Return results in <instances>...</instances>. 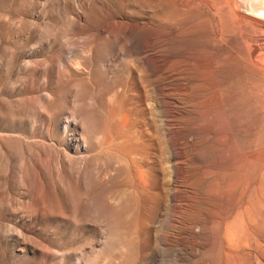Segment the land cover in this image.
<instances>
[{"label": "rangeland", "instance_id": "obj_1", "mask_svg": "<svg viewBox=\"0 0 264 264\" xmlns=\"http://www.w3.org/2000/svg\"><path fill=\"white\" fill-rule=\"evenodd\" d=\"M175 1L0 0V264H135L157 249L152 264H216L233 242L251 256L232 264H264V19L242 0ZM86 46L117 80L88 97L87 121L71 99L47 129L45 94L90 83ZM99 189L124 206L133 253L107 234Z\"/></svg>", "mask_w": 264, "mask_h": 264}, {"label": "bare ground", "instance_id": "obj_2", "mask_svg": "<svg viewBox=\"0 0 264 264\" xmlns=\"http://www.w3.org/2000/svg\"><path fill=\"white\" fill-rule=\"evenodd\" d=\"M175 1V0H174ZM179 1V0H178ZM177 1V4L179 3ZM184 1V0H183ZM182 1V2H183ZM193 2H196V1H200V2H204V1H207V0H192ZM172 2H173V0H172ZM176 2V1H175ZM159 3V2H158ZM189 3H191V2H188V4ZM213 3V2H212ZM177 4H175L176 6H178V7H176V8H178V11L180 10V6H183L184 5V2H183V5H177ZM219 6V9H224V8H230L231 9V7H232V5L235 7V8H239V4H238V2L236 1V0H223V1H220V3H217ZM168 5H169V3H168ZM167 5V6H168ZM241 5L242 6H245V10H246V12L247 13H250V14H253L254 16H258V17H260L261 19H264V0H242V3H241ZM170 7H171V5H169ZM186 6V5H185ZM207 6V5H206ZM183 8H184V6H183ZM188 8V7H187ZM171 9H172V7H171ZM181 9H182V7H181ZM200 9V8H199ZM177 10V9H176ZM175 10V11H176ZM202 10V9H201ZM225 10V9H224ZM228 10V9H227ZM222 11V10H221ZM226 11V10H225ZM202 12H203V10H202ZM181 13H184V10H183V12H181ZM219 13H221V12H219ZM223 13V12H222ZM179 14V13H178ZM212 14V13H211ZM210 14V15H211ZM207 15V14H206ZM225 15H227V16H230V14L228 15V14H225ZM233 16H234V14H232ZM203 16H205V15H203ZM222 16V15H221ZM224 16V15H223ZM242 16V15H241ZM161 17V16H160ZM226 17V16H225ZM235 17V16H234ZM193 18V17H192ZM201 18V17H200ZM227 18V17H226ZM231 18V17H230ZM229 18V19H230ZM239 18H240V16H239ZM188 19V18H187ZM186 19V20H187ZM225 19V18H224ZM201 20V19H200ZM202 22H203V20H202ZM227 22V21H226ZM202 24V23H201ZM206 24V23H205ZM202 27V26H201ZM210 28V27H209ZM212 28V27H211ZM182 29V28H181ZM191 30H194V29H191ZM205 30V29H204ZM258 30V29H257ZM188 31H190V30H188ZM208 31L209 30H207V32L206 33H208ZM259 32V31H258ZM264 32V31H263ZM262 32V33H263ZM203 33V32H202ZM210 33V32H209ZM208 33V34H209ZM207 35V34H206ZM216 35V34H215ZM237 35V34H236ZM208 36H211V34L210 35H208ZM214 36V35H213ZM209 38V37H208ZM211 38V37H210ZM160 42V41H159ZM86 45V44H85ZM255 45V44H254ZM158 46V45H157ZM163 46V45H162ZM92 47V46H91ZM90 46H86L84 49H83V52H85V54H87V57H86V59H84V64L89 68V80H90V83H89V81H88V78L87 79H85V78H83V79H81L80 80V82H79V89H78V87L76 88V89H78V90H73V88L69 85H66V86H63V88L61 89V90H59V92H56L55 91V99L56 100H54V98H53V103H51L50 104V102H49V100H51L52 98H51V95L50 94H48V93H46L45 94V96L43 97L44 98V112H46V118H44V122H43V124H46L45 126H46V128L48 129V126L50 125V123L51 122H55V121H57L56 120V113H55V111H56V108H58L59 106H61V107H64V105H66V104H68L69 103V101H71V99H73L74 101H75V107H76V109L77 110H79V111H81L83 114H82V116H81V119L82 120H86V119H88V110H89V108H88V97L90 96H93L94 94H100V92L102 91V89H104L106 86H110L112 83H114V81L115 80H117V74L115 73V75H114V78H111V80L108 78V72H109V66L108 65H102L101 63H100V59H101V54L102 53H99L98 51H100V49L98 50V48H95L94 50L91 48ZM255 47V46H254ZM252 48V47H251ZM104 49V48H103ZM103 49H102V52H103ZM105 50V49H104ZM263 50V49H262ZM262 50L260 51V52H262ZM252 51H254V50H252ZM259 51V50H258ZM155 52V51H154ZM220 52H222L220 55H223V50L222 51H220ZM224 52H226L225 50H224ZM257 52V51H256ZM259 52V53H260ZM226 53H229V52H226ZM253 53H255V51L253 52ZM263 53V52H262ZM243 54V53H242ZM103 55V54H102ZM156 55H158V54H156ZM217 55H219V54H217ZM232 55V54H231ZM239 55V54H238ZM237 55V56H238ZM258 55V54H257ZM256 55V56H257ZM104 56H105V54H104ZM103 56V57H104ZM169 56V55H168ZM254 56H255V54H254ZM106 57V56H105ZM166 57H167V55H166ZM221 57V56H220ZM220 57L218 56V58L220 59ZM229 57V56H228ZM241 57V56H240ZM249 57V56H248ZM260 57V56H259ZM258 56H257V58H259ZM208 58H210L211 59V57L209 56ZM218 58H216V59H218ZM230 58H233V56L231 57H229V59ZM255 57H253V59H254ZM102 59H104V58H102ZM164 59V58H163ZM203 59V58H202ZM222 59V58H221ZM226 59H228V58H226ZM226 59L224 60V61H226ZM228 59V60H229ZM241 59H243V58H241ZM160 60V59H159ZM231 60V59H230ZM244 60V59H243ZM113 61H114V59H113ZM223 61V60H222ZM221 61V62H222ZM252 61V60H251ZM254 61V60H253ZM252 61V62H253ZM148 62H149V60H148ZM80 64V62H79V60H77L76 59V64ZM210 63V62H209ZM119 64V63H118ZM204 64V63H203ZM226 64V63H225ZM254 64V63H253ZM116 65V64H115ZM213 65V64H212ZM117 66V65H116ZM146 67V66H145ZM209 67V66H208ZM211 67V66H210ZM221 67L222 68H226L227 66L225 65L224 67L221 65ZM231 67V66H230ZM174 68V67H173ZM195 68V67H194ZM214 68V67H213ZM248 68H250V67H248ZM253 68H254V70L256 71V74H257V76L260 78V79H264V54H261V57L258 59V60H255V65L253 66ZM183 69V68H182ZM209 69H211V68H209ZM208 68H207V70H209ZM218 69V67L216 68V70ZM221 69V68H220ZM252 69V68H251ZM198 70V69H197ZM152 71V70H151ZM175 71V70H174ZM196 71V70H195ZM251 71H253V70H251ZM243 72V71H242ZM163 73V72H162ZM182 73V72H181ZM189 73V72H188ZM193 73V72H192ZM175 74V73H174ZM184 74V73H183ZM151 75V74H150ZM149 75V76H150ZM129 76V75H128ZM141 76V75H140ZM198 76V75H197ZM141 77H143V76H141ZM166 77V76H165ZM199 77V76H198ZM209 78H210V76H209ZM160 79V78H159ZM166 79V78H165ZM156 80V79H155ZM173 80V79H172ZM191 80V79H190ZM210 80V79H209ZM175 82V81H174ZM127 83V82H126ZM188 83V82H187ZM205 83H206V81H205ZM224 83H226V82H224ZM227 83H229V82H227ZM148 84V83H147ZM207 84V83H206ZM221 84H223V82H221ZM149 85V84H148ZM166 85V84H165ZM227 85H229V84H227ZM57 86V85H56ZM77 86H78V84H77ZM142 86V85H141ZM146 86V85H145ZM200 86V85H199ZM185 87V86H184ZM169 88H171V87H169ZM207 88V87H206ZM223 88V87H222ZM227 88V87H226ZM56 89V88H55ZM182 89V88H181ZM219 90V89H218ZM244 90V89H243ZM185 91V90H184ZM193 91V90H192ZM227 92H228V89L226 90ZM190 92H191V90H190ZM218 92V91H217ZM160 93V92H159ZM176 93V92H175ZM198 93V92H197ZM229 93V92H228ZM145 94V93H144ZM181 94V93H180ZM179 94V95H180ZM204 94V93H203ZM205 94H207V93H205ZM163 95H165V94H163ZM175 95V94H174ZM98 96V95H97ZM96 96V97H97ZM148 96V95H147ZM205 96V95H204ZM231 92L229 93V94H227V95H225V97H226V101H229V100H231L230 98H231ZM117 97V96H116ZM179 97V96H178ZM186 97V96H185ZM201 97V96H200ZM51 98V99H50ZM98 99H99V97H97ZM224 98V97H223ZM151 99V98H150ZM96 100V99H95ZM224 100V99H223ZM222 100V101H223ZM54 101H55V103H54ZM104 101V100H103ZM183 101V100H182ZM42 102H43V100H42ZM92 102V101H91ZM97 102V101H96ZM102 102V101H101ZM171 102V101H170ZM198 102V101H197ZM224 102V101H223ZM100 103V102H99ZM228 103V102H227ZM71 104H73V103H71ZM90 104H92V103H90ZM98 104V103H97ZM96 104V105H97ZM191 104V103H190ZM52 105H53V107H52ZM117 105V104H116ZM58 106V107H57ZM189 106V105H188ZM203 106H205V105H203ZM66 107V106H65ZM93 107H94V105H93ZM179 107H181V106H179ZM173 108V107H172ZM195 108V107H194ZM194 108H192V109H194ZM75 109V108H74ZM91 109V108H90ZM120 109V108H119ZM169 109H171V108H169ZM196 109V108H195ZM204 109V108H203ZM264 109V108H263ZM168 110V109H167ZM188 110H189V108H188ZM199 110V109H198ZM125 111V110H124ZM212 111V110H211ZM93 112V111H92ZM91 112V113H92ZM76 113V112H75ZM90 113V114H91ZM102 113V112H101ZM100 113V114H101ZM141 113V112H140ZM186 113V112H185ZM175 115V114H174ZM209 115V114H208ZM90 116V115H89ZM97 116H98V114H97ZM127 116H129V115H127ZM215 116V115H214ZM125 117V116H124ZM193 117V116H192ZM73 118H75V117H73ZM109 118V117H108ZM199 118V117H198ZM208 118V117H207ZM214 118V117H213ZM18 119V118H17ZM90 119H91V117H90ZM92 119H93V116H92ZM112 119V118H111ZM166 119V118H165ZM77 120V119H76ZM75 120V121H76ZM94 120H95V118H94ZM166 120H168V119H166ZM171 120V119H170ZM182 120H184V119H182ZM87 121V120H86ZM110 121V120H109ZM195 121V120H194ZM193 121V122H194ZM16 122H17V120H16ZM165 122V121H164ZM33 123V122H32ZM120 123V122H119ZM122 123V122H121ZM162 123V122H161ZM197 123V122H196ZM94 124H96V123H94ZM152 124V123H151ZM190 124V123H189ZM186 125V124H185ZM121 126V125H120ZM154 126V125H153ZM183 126V125H182ZM181 126V127H182ZM97 127V126H96ZM159 127V126H158ZM163 127V126H162ZM166 127V126H165ZM178 127V126H177ZM111 128V127H110ZM147 128V127H146ZM155 128V127H154ZM170 129V128H169ZM182 129V128H181ZM97 130V129H96ZM171 130V129H170ZM173 130V129H172ZM175 130V129H174ZM123 132V131H122ZM164 131H162V133H163ZM170 132V131H169ZM191 132V131H190ZM112 134V133H111ZM169 135H170V133H169ZM156 136V135H155ZM196 138V137H195ZM232 138V137H231ZM166 139V138H165ZM208 139V138H207ZM170 140V139H169ZM169 140H167V142L169 141ZM166 141V140H165ZM208 141V140H207ZM100 142V141H99ZM139 142V141H138ZM159 142V141H158ZM161 142V141H160ZM204 142H206V140L204 141ZM159 145V144H158ZM165 145V144H164ZM193 145V144H192ZM138 146V145H137ZM169 146V145H168ZM184 146H185V144H184ZM187 146H188V144H187ZM111 148V147H110ZM160 148V147H159ZM163 148V147H162ZM170 148V147H169ZM181 148H183V147H181ZM138 149V148H137ZM175 149V148H174ZM172 151V150H171ZM162 152V151H161ZM92 153V152H91ZM100 153V152H99ZM115 153V152H114ZM172 153V152H171ZM170 153V154H171ZM186 153V152H185ZM190 154V153H189ZM96 155V154H95ZM90 156V155H89ZM169 156V155H168ZM190 157V156H189ZM188 157V158H189ZM127 158V157H126ZM152 160V159H151ZM185 161H186V159H185ZM191 161V160H190ZM161 162V161H160ZM180 162V161H179ZM189 162V161H188ZM97 163V162H96ZM101 163V162H100ZM134 163V162H133ZM181 163V162H180ZM126 164V163H125ZM175 164V163H174ZM127 165V164H126ZM131 165V164H130ZM129 165V166H130ZM166 165V164H165ZM201 166V165H200ZM97 167V166H96ZM87 168V167H86ZM98 168V167H97ZM97 168H96V170H97ZM107 168V167H106ZM129 168V167H128ZM170 168V167H169ZM235 168H237V167H235ZM93 169H94V167H93ZM165 169V168H164ZM200 169V168H199ZM102 171H103V169H101ZM169 170V169H168ZM187 170V169H186ZM244 170V169H243ZM97 171H99V170H97ZM136 171V170H135ZM134 171V172H135ZM169 171H171V170H169ZM84 172H86V171H84ZM89 172V171H88ZM130 172V171H129ZM98 173V172H97ZM104 173V172H103ZM166 173V172H165ZM172 173V172H171ZM77 174H78V172H77ZM76 174V175H77ZM112 174V173H111ZM131 174H132V172H131ZM137 174V173H136ZM139 174V173H138ZM174 174V173H173ZM85 175V174H84ZM189 175V174H188ZM88 176V175H87ZM90 176H92V177H95L94 176V174H92L91 172H90ZM98 176L99 175H97V178H98ZM138 176V175H137ZM100 177H101V175H100ZM108 177V176H107ZM106 177V178H107ZM89 178H91V177H89ZM136 178V177H135ZM94 179V178H93ZM92 179V181L90 182V184H92V183H94V184H96L95 183V180H93ZM103 179H104V177H103ZM102 179V180H103ZM110 179H111V177H110ZM168 179V178H167ZM167 179H165L166 181H167ZM85 180H86V178H85ZM91 180V179H90ZM109 180V179H108ZM137 180V179H136ZM158 180V179H157ZM186 180V179H185ZM208 180V179H207ZM94 181V182H93ZM63 182V181H62ZM88 182V181H87ZM99 182H100V180H99ZM177 183V182H176ZM193 183V182H192ZM101 184V183H100ZM142 184V183H141ZM255 184V183H254ZM76 185H77V183H76ZM84 185V184H83ZM93 185V184H92ZM109 185V184H108ZM189 185V184H188ZM204 185H206V184H204ZM94 186H97V184L96 185H94ZM94 186H93V188H94ZM141 186V185H140ZM181 186V185H180ZM183 186V185H182ZM250 186H251V183H249V182H245V185H244V188H243V193H242V195L236 200V202H235V204H236V206L237 207H240V206H242V205H245L246 203H247V199H248V193H249V189H250ZM169 187V186H168ZM70 188V187H69ZM78 188V187H77ZM75 189L76 191H81V190H78V189ZM88 188V187H87ZM86 188V189H87ZM89 188L90 189H92L90 186H89ZM104 188V187H103ZM103 188H101L103 191L105 190V188L103 189ZM142 188V187H141ZM167 188V187H166ZM177 188V187H176ZM108 189V193L109 192H111V190L109 191V188H106V190ZM88 191H87V193L88 192H90V190L89 189H87ZM101 190V191H102ZM166 190V189H165ZM179 190V189H178ZM71 191V190H70ZM113 191V190H112ZM107 192V191H106ZM114 193L116 192V191H113ZM96 193H98V194H100V193H102V197H103V192H100V189H99V191L98 192H96ZM107 193V194H108ZM78 194H80V193H78ZM95 194V193H94ZM113 194V193H112ZM112 194H111V197H113L112 196ZM137 194V193H136ZM72 195V194H71ZM114 195V194H113ZM173 195V194H172ZM93 196V195H92ZM97 196V195H96ZM94 197H95V195H94ZM105 197V196H104ZM103 197V200H102V203L100 204L101 206H99V207H101L102 209H103V211H104V219H105V227L104 228H106L108 231H107V234H108V232L110 233V234H112L113 235V237H115L116 238V240H117V242L119 243V245H125V247L127 248V250H128V252H130V253H133L134 252V245H133V243H132V241L131 240H126V239H124V237L122 236V231L120 230V226H122L123 225V223H122V216H123V212H124V206H122L121 204H119V203H116V202H114V201H110V200H107V199H105ZM107 197V196H106ZM84 198V197H83ZM97 198V197H96ZM99 198H100V195H99ZM73 199H74V197H73ZM102 199V198H101ZM100 199V200H101ZM125 199V198H124ZM211 199V198H210ZM80 200V199H79ZM99 200V199H98ZM98 200L96 201V202H98ZM113 200H114V198H113ZM81 201V200H80ZM97 205V204H96ZM91 209V208H90ZM100 209V208H99ZM230 210V209H229ZM228 210V211H229ZM244 211H245V209H244ZM232 212V211H231ZM249 213V212H248ZM201 214V213H200ZM180 215V214H179ZM178 215V216H179ZM183 217V216H182ZM181 220V219H180ZM202 221V220H201ZM191 223V222H190ZM180 225V224H179ZM197 225V224H196ZM188 228V227H187ZM197 229V228H196ZM102 231H104V230H102ZM106 231V230H105ZM109 234V235H110ZM210 235V234H209ZM261 236V235H260ZM233 238H235V237H233ZM232 239V238H231ZM257 239H259V238H257ZM234 240V239H233ZM238 240V239H237ZM113 241V240H112ZM225 241V240H224ZM239 241V240H238ZM252 241V240H251ZM253 241H254V239H253ZM108 242H109V240H108ZM228 243V242H227ZM226 243V244H227ZM259 243V242H258ZM106 244V243H105ZM226 244H225V247L227 248V246H226ZM243 244V246H244V243H242ZM239 245H240V243H239ZM237 243H230V246H228V251H226L227 253H226V257H227V259H226V257H224L225 259H218V257L216 258V257H214L215 259H218V261H216V264H227L228 263V261L230 260H234L235 261V259H238V258H240V257H242V256H245V255H247L248 253H249V251H247V252H245V251H242L243 249H242V246L240 247ZM258 247V246H257ZM137 248V247H136ZM116 250V253L114 254V255H116V256H118V257H125V255L126 254H124L123 253V251H122V249H121V247L120 248H116L115 249ZM126 250V249H125ZM164 250V249H163ZM244 250H246V248H244ZM263 251V250H262ZM224 252V251H223ZM251 252H252V250H251ZM256 252H257V250H256ZM136 253V252H135ZM182 253V255H183V252H181V251H179V250H176L175 251V255L177 256V257H180V254ZM165 254V253H164ZM160 250H151L149 253H144L143 251H141L138 255H137V258H136V260H135V264H144V263H142L143 262V260L144 259H149L150 260V262L149 263H145V264H152V262L153 261H155L156 260V258H157V256H163L164 255ZM221 254H222V251H221ZM249 255H250V253H249ZM249 255H247V256H249ZM225 256V255H224ZM251 256V255H250ZM257 256V255H256ZM126 257H127V255H126ZM252 258V257H251ZM257 258V257H256ZM260 258V257H259ZM127 259V258H126ZM154 259V260H153ZM254 260V259H253ZM252 260V261H253ZM233 261V262H234ZM260 261V260H259ZM258 261V262H259ZM212 262H215V261H212ZM242 263V262H241ZM230 264H232V261H231V263ZM252 264H254V263H252Z\"/></svg>", "mask_w": 264, "mask_h": 264}]
</instances>
